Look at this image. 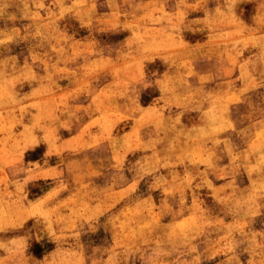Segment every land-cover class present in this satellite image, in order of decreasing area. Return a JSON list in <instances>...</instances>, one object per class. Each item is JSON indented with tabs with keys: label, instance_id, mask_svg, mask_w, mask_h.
<instances>
[{
	"label": "rangeland",
	"instance_id": "rangeland-1",
	"mask_svg": "<svg viewBox=\"0 0 264 264\" xmlns=\"http://www.w3.org/2000/svg\"><path fill=\"white\" fill-rule=\"evenodd\" d=\"M0 264H264V0H0Z\"/></svg>",
	"mask_w": 264,
	"mask_h": 264
}]
</instances>
